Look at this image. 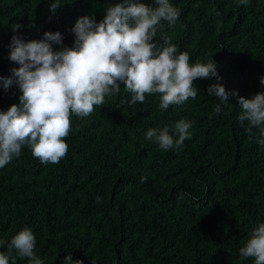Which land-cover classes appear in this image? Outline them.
I'll return each instance as SVG.
<instances>
[{"label":"trees","instance_id":"trees-1","mask_svg":"<svg viewBox=\"0 0 264 264\" xmlns=\"http://www.w3.org/2000/svg\"><path fill=\"white\" fill-rule=\"evenodd\" d=\"M54 2L0 0V76L19 67L9 59L13 35L28 42L59 31L63 46L73 47L80 17L100 22L122 0H60L53 13ZM170 3L179 19L162 21L153 42L161 47L169 37L193 64L213 59L221 79L195 80L197 97L167 110L159 108L160 94L129 106L121 83L89 116H71L69 149L59 163L42 164L24 146L0 168V251L27 227L43 264H65L69 254L83 264H255L239 250L264 223V145L257 143L264 125L250 138L237 118L238 96L264 92V0ZM17 23L23 27L13 32ZM213 83L238 93L218 115L220 101L207 91ZM20 95L18 85L5 90L0 81V111L18 105ZM182 119L192 124L191 138L179 149L146 139L149 129Z\"/></svg>","mask_w":264,"mask_h":264},{"label":"clouds","instance_id":"clouds-1","mask_svg":"<svg viewBox=\"0 0 264 264\" xmlns=\"http://www.w3.org/2000/svg\"><path fill=\"white\" fill-rule=\"evenodd\" d=\"M155 3L157 6L151 7L141 0H122L106 9L100 22L94 16L80 17L71 30L75 35L73 47L63 46L59 31L45 32L43 39L28 42L20 35L12 36L9 59L19 67L13 68L9 77L0 76V81L5 90L18 85L22 95L18 105L0 111V168L18 158L24 146L42 164L59 163L69 149L66 139L72 131L71 116H89L94 106L120 92L121 83L131 94L129 106L144 103L146 95L160 94L159 108L167 110L170 105L197 97L195 80L221 79L213 59L193 64L189 54L179 52L169 37H163L161 47L153 42L162 21L175 25L180 16L170 0ZM239 3L247 5L248 0ZM60 6V0H55L50 10L55 13ZM22 27L17 23L12 30L19 32ZM53 44L61 45V50H54ZM260 83L264 85V77ZM207 91L220 101L213 110L217 115L228 104L230 95L238 96L220 83L209 85ZM238 104L242 109L238 122L251 138L252 128L264 125V92L252 98L238 96ZM191 127V122L182 119L174 125L149 129L146 139L163 150L179 149L191 138ZM257 143L264 145V140ZM101 200L96 197L97 203ZM36 244L33 231L25 227L6 243L7 251H0V264H16L17 258L43 264L35 254ZM239 255L264 264V223L252 230ZM65 264L83 261L73 260L69 254Z\"/></svg>","mask_w":264,"mask_h":264}]
</instances>
